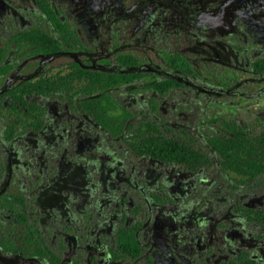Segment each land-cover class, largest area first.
Instances as JSON below:
<instances>
[{
    "label": "flooded vegetation",
    "instance_id": "1",
    "mask_svg": "<svg viewBox=\"0 0 264 264\" xmlns=\"http://www.w3.org/2000/svg\"><path fill=\"white\" fill-rule=\"evenodd\" d=\"M263 99L264 0H0V264H264Z\"/></svg>",
    "mask_w": 264,
    "mask_h": 264
},
{
    "label": "trees",
    "instance_id": "2",
    "mask_svg": "<svg viewBox=\"0 0 264 264\" xmlns=\"http://www.w3.org/2000/svg\"><path fill=\"white\" fill-rule=\"evenodd\" d=\"M239 145L229 146L226 142L218 148L228 156L230 162L242 172L254 176L264 171V131L253 136H240ZM215 143V141H214ZM151 149V147H149ZM132 242V243H131ZM130 243L136 245L135 237L130 239Z\"/></svg>",
    "mask_w": 264,
    "mask_h": 264
},
{
    "label": "rangeland",
    "instance_id": "3",
    "mask_svg": "<svg viewBox=\"0 0 264 264\" xmlns=\"http://www.w3.org/2000/svg\"><path fill=\"white\" fill-rule=\"evenodd\" d=\"M257 107H260L262 109L264 108V99L259 101V103L257 104ZM262 115H263V119H264V113ZM242 118H244L245 120H247V119L253 120L254 119V121L257 122V120H255L254 116H242Z\"/></svg>",
    "mask_w": 264,
    "mask_h": 264
}]
</instances>
